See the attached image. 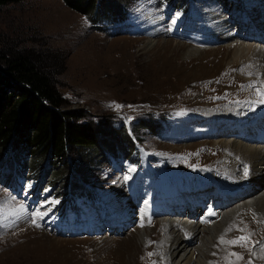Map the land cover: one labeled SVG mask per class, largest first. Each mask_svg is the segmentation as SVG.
<instances>
[{"label":"rangeland","instance_id":"rangeland-1","mask_svg":"<svg viewBox=\"0 0 264 264\" xmlns=\"http://www.w3.org/2000/svg\"><path fill=\"white\" fill-rule=\"evenodd\" d=\"M208 12L225 16L232 30L249 31L260 27L257 18L264 21V0H129L112 19L81 14L64 0H23L1 9L4 42L64 61L56 79L65 109L82 110V121L96 124L117 115L113 129L123 131L132 146L112 141L103 156L93 158L87 150L83 161L77 152L82 163L63 169V181L45 178L36 160L23 172L29 162L24 149L0 146V201L25 208L18 217L0 219V264H170L162 220L184 218L179 209L193 189L216 185L229 191L241 181L250 163L240 162V174L231 171L223 158L228 150L218 141L241 136L245 126L250 135L257 124L263 127L264 103L247 85L259 87L264 78L249 76L247 64H223L229 47L211 28ZM146 39L159 44L147 49ZM167 40L205 51L187 60L185 48H171ZM232 107L249 113L217 120L216 113ZM263 135L251 136L253 143ZM212 202L206 203L214 211L204 225L223 216ZM36 209L47 214L33 224ZM256 211L248 209L226 226L232 227L226 241L250 234L247 246L220 245L210 264H264V216ZM138 229L152 235L141 251L131 238Z\"/></svg>","mask_w":264,"mask_h":264},{"label":"trees","instance_id":"trees-1","mask_svg":"<svg viewBox=\"0 0 264 264\" xmlns=\"http://www.w3.org/2000/svg\"><path fill=\"white\" fill-rule=\"evenodd\" d=\"M20 1L23 0H0V11ZM64 1L81 14L95 12L96 16L112 19L123 14L129 0H109L104 4L103 0ZM170 1L176 4V0ZM4 41L0 33V146L5 150L24 149L29 162L24 161L23 172L36 160L45 178L52 175L55 181L68 180L63 169L70 164L77 168L88 157L85 151H92L95 158L103 156L112 141L130 144L123 131L113 129L117 115L96 124L93 120L82 121L87 116L82 110L65 109L67 100L56 79L64 61L57 55ZM79 151L81 161L76 156ZM70 172L73 179L74 171Z\"/></svg>","mask_w":264,"mask_h":264},{"label":"bare ground","instance_id":"bare-ground-1","mask_svg":"<svg viewBox=\"0 0 264 264\" xmlns=\"http://www.w3.org/2000/svg\"><path fill=\"white\" fill-rule=\"evenodd\" d=\"M208 14L210 15L209 23L211 28L218 36L226 41L225 43L229 47L223 54V64H227L230 68L235 67L238 64H247L248 66H251L250 70H248L253 73L252 75L256 77L263 76L264 78V21L257 18L256 23H258V26L260 25V27L250 29L249 31H242V29L239 31L232 30L229 27V22L225 16L211 12H208ZM254 20H256V18ZM156 27L161 32V29L157 24ZM157 42V40L154 41L148 39L145 48H155V45L159 44ZM164 43L171 48H185L182 55L187 60L194 59L196 56L204 54L202 52L205 51L198 47L183 44L182 42L175 43L167 40L164 41ZM246 110L247 109L245 108L239 109L237 107H232L221 113H216L215 116L217 120L220 119L221 121L229 122L231 119L233 120L235 115H248L249 112ZM259 112L264 114V111L262 110ZM259 112L252 114H258V117H260L259 115L261 114ZM255 117L256 116H254V118ZM258 117L256 118L258 119ZM235 118L238 119L237 117ZM247 121L248 118L246 119V122ZM249 121L251 124V120ZM259 121L260 120H258V122ZM242 123H240L241 126ZM253 124L256 125V121ZM247 128L248 126L244 127L241 136L221 138L218 142L228 150V154H224L223 158L227 163V167L229 166L231 171H237L240 174V162H249L251 167H247V169L250 173L247 176L243 175L240 182L234 181L235 188L233 190H224L220 192L219 190H216L217 188L214 189L213 186L206 185V187L189 191V194L192 196L188 203L185 204L188 207L183 205L179 209V212L181 215H184V218L182 216L180 218L179 216L174 220V218L170 219L169 217H166L162 220L161 223L164 222L168 228L164 244H167L168 246L166 252L169 255L168 258L171 260L170 264H210L211 258L214 256L213 253L219 251L221 249L220 245H223L219 243V238L223 235L225 239V236H227L228 233H225L226 226L231 222L230 220H233L232 218L247 213L248 209L257 210L264 216V138L260 140V144H254L252 140L255 137L254 135L258 136V134L264 132V125L260 128L257 124L253 127L254 129L251 128L253 129L254 135L248 134L249 131H247ZM251 129L250 131H252ZM232 132H234V130ZM251 136L254 137L251 139ZM123 194L124 193L122 192L120 193L119 199L123 200ZM206 201H213L215 205H218L217 209L222 210L223 213V216L219 221H215L208 225L203 224L204 219L208 217L212 218V214L206 209ZM127 206L129 205L127 204ZM131 210V207L127 208V212H130ZM200 210L201 212H199ZM167 228L165 226V230ZM183 229L188 230L190 235L187 236L182 231ZM136 231L138 233H133V237H130L133 240H131L133 245H135V251H141V248L144 245L146 246V243L152 238V235L148 233V229H138ZM228 235L230 236V234Z\"/></svg>","mask_w":264,"mask_h":264},{"label":"snow or ice","instance_id":"snow-or-ice-1","mask_svg":"<svg viewBox=\"0 0 264 264\" xmlns=\"http://www.w3.org/2000/svg\"><path fill=\"white\" fill-rule=\"evenodd\" d=\"M251 67V66H249ZM253 73L248 72V75L251 76ZM244 87V86H242ZM247 87L253 88L257 94L260 96V103H264V84L257 87L255 84H249ZM248 169L247 167L244 168V175L247 176ZM127 179V177H126ZM11 199V198H10ZM8 202L0 201V219H7L8 217H18L20 214H22L25 211V208L23 205H13L11 207H8ZM43 207V206H41ZM47 213H41L39 209H36L32 213V223L36 224L37 218L43 219V215H46ZM143 226V225H142ZM232 227L230 226L226 231H231ZM237 231H243L241 228H236ZM250 242V234L249 235H241L233 240H225L224 236L222 235L219 238V243L221 244H229L233 246H240V247H246L247 243ZM256 246L255 244L253 245ZM262 251H264V245H261ZM215 255V253H213ZM149 255H153V253H150ZM232 256H236L237 259H242L241 256H239L237 253H231ZM229 264H232L231 261H229ZM248 264H252L251 261H248Z\"/></svg>","mask_w":264,"mask_h":264}]
</instances>
